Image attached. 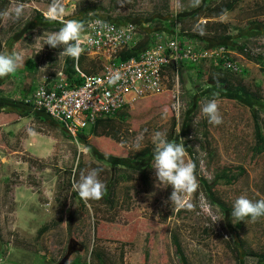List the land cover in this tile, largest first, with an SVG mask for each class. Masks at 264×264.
I'll list each match as a JSON object with an SVG mask.
<instances>
[{"label":"rangeland","instance_id":"rangeland-1","mask_svg":"<svg viewBox=\"0 0 264 264\" xmlns=\"http://www.w3.org/2000/svg\"><path fill=\"white\" fill-rule=\"evenodd\" d=\"M110 1L64 0L70 13L65 19L98 13L99 6L107 8ZM221 1L116 0L112 15L128 16L141 30L150 28V19L160 18L166 4L163 19L176 20L175 27L179 21L196 31L205 23L223 24L225 29L220 27L216 33H226L222 42L233 51L241 70L214 69L211 61L178 64L175 71L167 70L160 93L123 109L125 118L98 119L96 125L80 132L84 134L80 139L79 135L70 137L44 114L23 115L11 101L1 103V98L21 101L23 90L37 84L36 72H24L30 59L26 33L32 26L42 28L38 15L44 17L51 0H0V11L24 5V15L18 21L0 20V53L7 46L24 56L17 69L23 74L0 81V106H5L0 111V264H73L74 260L144 264L147 243V264H182L175 241L189 264H258L256 254L264 252V217L256 223L234 224L231 210L240 195L253 201L264 199V150L251 158V147L258 143L253 115L258 114L264 129V99L255 101L239 92H226L209 79L227 77L232 85L264 96L259 65L237 50L244 44L250 54L264 55V0H241L219 17H203L205 5ZM94 6L97 9L80 13ZM194 12L197 21L191 16ZM206 29L201 28L200 34L207 38ZM13 40L14 47L9 49ZM90 61L99 69L98 60L85 63ZM213 98L223 119L219 125L210 124L201 111ZM199 124L204 149L198 142L193 147L188 141L187 129L194 126L196 131ZM8 129L11 132L7 133ZM156 132L183 143L185 159L194 163L198 187L189 197L190 208L173 211L170 203H164L173 189L155 186L153 155L134 158L146 147L153 153ZM97 167L102 169L99 178L106 185L104 193H111L109 201L85 202L73 190V179L78 180L81 171ZM223 169L238 172L235 183L212 181ZM142 170L147 180L140 175Z\"/></svg>","mask_w":264,"mask_h":264},{"label":"built area","instance_id":"built-area-1","mask_svg":"<svg viewBox=\"0 0 264 264\" xmlns=\"http://www.w3.org/2000/svg\"><path fill=\"white\" fill-rule=\"evenodd\" d=\"M96 19L104 21L106 27H90L89 23ZM79 21L85 26L81 34L83 52L78 60L71 59L74 77L80 82L70 80L65 71L67 57L58 58L63 49L45 45L43 38L36 42L43 33L59 30L32 27L26 33L37 84L31 96L23 102L30 104L33 111H42L60 124L72 138L97 119L111 117L138 99L160 93L171 64L185 62L196 65L211 61L214 66L224 69L241 70L233 51L225 44L203 42L192 34L194 29L181 32L179 23L178 29L176 26L172 32L150 31L147 39L131 19L117 21L95 12L83 15ZM138 43L141 46L136 55L120 59L121 51ZM82 57L98 60V71L88 73L82 70L79 64ZM193 132L188 138L196 147ZM61 146L64 145L60 143Z\"/></svg>","mask_w":264,"mask_h":264},{"label":"clouds","instance_id":"clouds-1","mask_svg":"<svg viewBox=\"0 0 264 264\" xmlns=\"http://www.w3.org/2000/svg\"><path fill=\"white\" fill-rule=\"evenodd\" d=\"M71 7L74 10L76 4L73 3ZM23 15L24 5L20 4L14 9L0 11V20L18 21ZM43 15L45 21L60 22L62 27L57 32L43 33L36 38V42L43 38L45 45L54 49H63L59 52L58 58L71 57L78 60L83 52L81 34L85 31L84 23L76 19H65L70 13L66 9L64 0H51ZM89 26L106 27L105 22L100 19L90 22ZM23 59V53L17 52L15 48L0 53V78L16 72ZM201 111L210 124L219 125L223 122L215 98L206 101ZM28 131L32 134V129ZM153 144L151 167L155 173V186L159 188L167 185L173 189L164 203H170L173 211L190 208L189 197L196 191L198 182L194 174V163L185 159L184 144L177 143L175 140L169 141L161 132L154 134ZM101 171L99 167L85 169L80 172L78 180L73 179L72 188L83 201L103 198L106 185L99 178ZM262 217H264V199L253 201L246 195H240L234 200L231 210V219L234 224L241 221L256 223Z\"/></svg>","mask_w":264,"mask_h":264},{"label":"trees","instance_id":"trees-1","mask_svg":"<svg viewBox=\"0 0 264 264\" xmlns=\"http://www.w3.org/2000/svg\"><path fill=\"white\" fill-rule=\"evenodd\" d=\"M241 1V0H223L217 4H214V5H205V7L202 9L203 10V17L205 18H213V17H219L221 16L225 11H229V10H233L235 8V6L238 4V2ZM165 6V9L163 12H159L161 15H160V18L159 17H154V19L152 18V20L150 19L149 21L152 22V24L148 25L150 26V28L147 30V28L145 27L143 30H141V33L143 34V37L144 38H149L150 35L149 32L150 31H153V30H163V31H166V32H172L174 29H175V22L176 20H173L171 19L170 22L167 20V19H163L164 16L167 15V4L164 5ZM100 7V12H98V14L102 15V16H105V17H108V18H115V20L117 21H122V20H125V19H128L129 20V17L128 16H124V15H112V13L115 12L116 10V0H111L110 1V5H108V7H103V6H99ZM194 8V7H192ZM190 8V9H192ZM94 9H97V7H90V8H87V9H83L80 11L81 14H83V12L85 13L86 11H91V10H94ZM187 11V10H186ZM197 12H194L191 14V16L195 17L194 21H197V18H198V14H196ZM87 14V13H86ZM84 14V15H86ZM104 14V15H103ZM42 15V14H41ZM40 14L38 15L39 19L42 21V28L44 29H48V30H59L61 27H62V24H60L59 22H47L45 21V18L42 17ZM148 17L151 16V13L148 15ZM83 19V15H81L78 19L76 20H81ZM182 19V18H180ZM148 21V22H149ZM168 21V22H167ZM170 23V24H169ZM149 24V23H148ZM156 26L157 27H154L153 26ZM169 24V25H168ZM179 24H180V31L183 32L184 30H189L187 28H185L186 26H184V24H182L180 21H179ZM168 26V27H167ZM32 27H35V26H32ZM155 29H153V28ZM207 28L205 30V33L208 34L210 37H204L205 35H201L200 32L203 30L204 31V28ZM224 28L225 29V26L223 24H220V23H216V25L214 26H211V25H208V24H202L200 25L198 31L194 30L192 32L193 35L199 37L203 42H209V43H221V44H225L226 46H228V44L226 43H223V39H225L226 37V33L223 31V32H219V33H216V30H218V28ZM202 28V30H201ZM213 29V31L211 30ZM141 46V43H138L135 47H132L128 50H123L120 52L119 54V57L120 59H126L130 56H133V55H136L139 48ZM237 50H239L243 55L244 57L249 60V61H252L254 62L255 64H258L261 71L263 72V77H264V55L262 54H250L248 52V49L245 47L244 44H241L239 46H237ZM85 60H87L85 57H82L80 60H79V64L82 68V70H84L85 72H97L98 69L96 70L94 68V64L92 61L88 62V63H85ZM180 65L181 67H183L185 64H188V63H185V62H177L176 64H171L169 69L171 70H176L177 69V65ZM191 64V63H189ZM65 71L67 72L68 76L71 78L70 80L72 81H75V82H80V79L79 78H76L74 77V71H73V68H72V59L71 57H67L66 60H65ZM213 68L215 69H218L219 67L218 66H213ZM224 70V69H223ZM25 71H28V72H35V66L33 64V62L30 60V59H27L25 64H24V72ZM226 72H228L226 70ZM231 72V71H229ZM16 75H22L23 74V71L20 72V70H17ZM210 82H213L214 85L216 84L217 86H219L220 89L226 91V92H239L243 95H246L248 96L249 98L251 99H255L256 100H259V99H264V96L263 97H260V95L254 93V92H251L249 91L248 89H246L244 86L242 85H239V84H236V85H232L228 78L227 77H223V78H218V79H209ZM35 89V85H31L28 87V89L26 90H23V98L21 101H12L10 99H3L1 98V103L3 104H8L9 101H11L13 103V106L15 107H20V109L22 110V114L23 115H26V114H30L31 112H34L31 108V105H27L23 102V99H26L27 97L31 96V94L33 93ZM1 92V90H0ZM17 105H20V106H17ZM22 106V107H21ZM24 106V108H23ZM127 108L124 107L123 109ZM123 109L121 110H118L117 112L114 113V115L118 116V117H121V118H125L127 117V115L124 113V112H121ZM39 113L40 115H42V111L41 112H37ZM44 115H46L45 113H43ZM47 116V115H46ZM112 117V116H111ZM45 118H48L45 117ZM50 118V117H49ZM253 118H254V122L256 124V129H255V132H256V136H257V139H258V143L253 145L251 147L252 149V154H251V158H254V156L256 154H260L263 150H264V135L262 134V131L264 130L262 128V126L260 125L259 123V117H258V114L257 113H254L253 115ZM101 119V118H99ZM98 120V119H97ZM97 120L96 122L93 124V125H96L97 123ZM105 120H109V119H105ZM187 121H190L191 123V118H188ZM193 121V119H192ZM93 125L89 126L90 128L93 127ZM206 125L205 123L202 125L204 126ZM190 126V124H189ZM194 127V126H193ZM193 127L192 128H188L187 129V133L188 135L190 134V132L193 130ZM201 125L199 124V127L197 129V125H196V131L195 133L193 132V139H195L196 143L198 142L199 143V147L200 149H204V143H203V134L201 132ZM82 131V130H81ZM81 131H79L77 133V135H79V138H83L84 137V134L83 133H80ZM187 135V136H188ZM190 139H188L189 141ZM191 148V147H190ZM151 155H153L151 149H149L148 147L144 148V149H141L140 151H138V153L134 156V158L136 159H140V160H143L145 158H148L150 157ZM236 168H239V167H236ZM243 169L241 168L239 172H241ZM238 172H235L233 169H223L221 170L219 173L215 174V176L213 177L214 180H212L214 183L215 182H219L221 184H233L235 183V181L238 179ZM140 175L142 176V178H144L145 180H147V173L145 170H142L140 172ZM111 193L108 192V193H104L103 195V199H106L107 201H109V197L108 195H110ZM176 244V249L180 255V260H181V263L182 264H189L188 260H187V257L185 256L183 250H182V247L180 245V243L178 241H175ZM148 258H149V244L147 243L144 248H143V260H144V264H147V261H148ZM256 259H257V262L258 264H264V252H260V253H257L256 254ZM73 264H87L86 262H80L79 260H74L73 261ZM101 264H104L102 261H101Z\"/></svg>","mask_w":264,"mask_h":264},{"label":"flooded vegetation","instance_id":"flooded-vegetation-1","mask_svg":"<svg viewBox=\"0 0 264 264\" xmlns=\"http://www.w3.org/2000/svg\"><path fill=\"white\" fill-rule=\"evenodd\" d=\"M0 40H1V39H0ZM15 41H16V40H13V42L11 43V48H9V49H12V48L14 47ZM13 43H14V44H13ZM7 49H8V47H7V46H4V48L2 49V51L5 52ZM9 76H10V78L13 77L12 74H10ZM4 78H5V77H4ZM6 78H7V77H6ZM3 80H4V79H3ZM0 81H1V78H0ZM0 88H1V87H0ZM0 105H1V103H0ZM4 107H5V106H0V111L3 110ZM10 130H11V129H10ZM8 132H11V131H9V129H8V130H7V133H8Z\"/></svg>","mask_w":264,"mask_h":264},{"label":"crops","instance_id":"crops-1","mask_svg":"<svg viewBox=\"0 0 264 264\" xmlns=\"http://www.w3.org/2000/svg\"><path fill=\"white\" fill-rule=\"evenodd\" d=\"M15 73H16V72L12 73L13 77L17 76ZM34 113L36 114L37 112L34 111ZM42 114H43V113H42ZM37 115H40V114H37ZM55 123H56V122H55Z\"/></svg>","mask_w":264,"mask_h":264}]
</instances>
